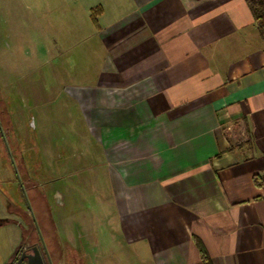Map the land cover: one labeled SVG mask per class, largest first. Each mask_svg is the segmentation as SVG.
<instances>
[{"label": "crops", "instance_id": "0c3cea01", "mask_svg": "<svg viewBox=\"0 0 264 264\" xmlns=\"http://www.w3.org/2000/svg\"><path fill=\"white\" fill-rule=\"evenodd\" d=\"M57 11L60 33H85L76 58L89 65L63 87L88 146L73 147L72 171L103 169L123 241L149 264H205L204 251L210 264H264V36L249 1L92 0L85 19ZM57 40L64 59L74 45ZM62 141L59 180L70 175L65 143L76 142ZM82 248L69 237L58 250L97 263Z\"/></svg>", "mask_w": 264, "mask_h": 264}, {"label": "rangeland", "instance_id": "374dc122", "mask_svg": "<svg viewBox=\"0 0 264 264\" xmlns=\"http://www.w3.org/2000/svg\"><path fill=\"white\" fill-rule=\"evenodd\" d=\"M91 2L0 0V98L6 108L5 113L0 109V264H9L23 243L39 238L57 264L58 248H64L69 237L98 258L94 264H149L144 249L128 246L121 237L103 169H98L97 176L91 169L72 171L77 166L73 147L88 146L78 142L80 116L63 87L81 80L76 73H88L89 65L86 56L76 58L85 42L75 46L74 40L85 33L76 34V27L60 33L56 13L70 10L85 19ZM89 23L92 27V20ZM82 25L80 22L79 27ZM61 35L65 48L74 45L64 59L56 45ZM69 36L75 37L73 41ZM63 139L76 142L65 143L70 175L59 180L57 153L65 146ZM30 170L40 174L42 183L36 194L30 188ZM61 187L71 191L73 203L69 194H64L62 203ZM67 246L71 249L72 244ZM63 253L60 264H93L71 251L67 255L63 249Z\"/></svg>", "mask_w": 264, "mask_h": 264}, {"label": "flooded vegetation", "instance_id": "af4514ba", "mask_svg": "<svg viewBox=\"0 0 264 264\" xmlns=\"http://www.w3.org/2000/svg\"><path fill=\"white\" fill-rule=\"evenodd\" d=\"M1 100V98H0ZM0 109L5 110V102L1 100L0 102ZM37 249V251L35 250ZM39 254V256L41 257L42 261L44 264H55L54 260H53V252L47 248V246H45L42 241L39 238L38 242H32V243H23L21 245V247L18 249L16 256L14 257V259L9 263V264H17V262L23 258L22 263L26 264V259L28 256H37ZM61 257V254H59L58 256V262L59 263V258ZM60 264V263H59Z\"/></svg>", "mask_w": 264, "mask_h": 264}, {"label": "trees", "instance_id": "16d2710c", "mask_svg": "<svg viewBox=\"0 0 264 264\" xmlns=\"http://www.w3.org/2000/svg\"><path fill=\"white\" fill-rule=\"evenodd\" d=\"M248 1L250 3L252 10L255 13L256 20L260 28V31L262 35L264 36V0H248ZM263 180L264 179L261 178L259 175L255 177V182L259 185L263 184L262 182ZM203 256H204L205 264H210V260L207 257V254L205 253V251L203 252Z\"/></svg>", "mask_w": 264, "mask_h": 264}, {"label": "water", "instance_id": "95a60500", "mask_svg": "<svg viewBox=\"0 0 264 264\" xmlns=\"http://www.w3.org/2000/svg\"><path fill=\"white\" fill-rule=\"evenodd\" d=\"M37 251V249H35ZM23 261V258H21L17 264H23L22 263ZM26 264H44L41 257L39 256V254L35 257L33 256H28L27 259H26Z\"/></svg>", "mask_w": 264, "mask_h": 264}]
</instances>
